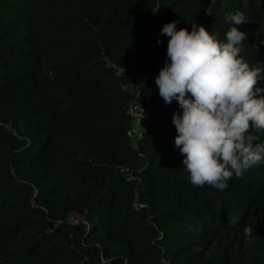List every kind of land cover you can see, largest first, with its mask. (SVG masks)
<instances>
[{
	"label": "trees",
	"instance_id": "trees-1",
	"mask_svg": "<svg viewBox=\"0 0 264 264\" xmlns=\"http://www.w3.org/2000/svg\"><path fill=\"white\" fill-rule=\"evenodd\" d=\"M236 10L264 64V0H0V264H264V165L193 186L154 81L166 23L223 39ZM135 100L154 107L140 138Z\"/></svg>",
	"mask_w": 264,
	"mask_h": 264
},
{
	"label": "clouds",
	"instance_id": "clouds-1",
	"mask_svg": "<svg viewBox=\"0 0 264 264\" xmlns=\"http://www.w3.org/2000/svg\"><path fill=\"white\" fill-rule=\"evenodd\" d=\"M248 21L245 11L229 12L223 39L197 23L190 31L176 21L161 29L169 37L167 58L154 81L164 102L176 100L182 110L172 116L174 143L196 187L225 190L233 177L264 165V142L251 134L264 131V88L257 86L264 64L250 66L240 55L247 33L234 26ZM243 231L248 237L252 228Z\"/></svg>",
	"mask_w": 264,
	"mask_h": 264
},
{
	"label": "built area",
	"instance_id": "built-area-1",
	"mask_svg": "<svg viewBox=\"0 0 264 264\" xmlns=\"http://www.w3.org/2000/svg\"><path fill=\"white\" fill-rule=\"evenodd\" d=\"M110 65L113 66L114 68H118L116 67V65L113 64ZM122 72L123 69L118 68L117 74H121ZM137 94L139 95V91H137ZM141 107L144 110L142 119H141L142 116ZM153 111H154V107L152 104H144L143 102L138 100L133 101L129 105L128 113L130 114V116L133 118L134 121L133 128L129 131V135L132 138H140L144 135V133L147 131L149 127V124L152 121ZM65 221L71 225H74L85 222L86 220L83 213L74 211V212H70L67 215Z\"/></svg>",
	"mask_w": 264,
	"mask_h": 264
}]
</instances>
